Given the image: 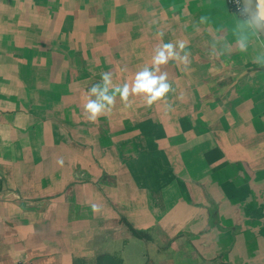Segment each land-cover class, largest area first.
<instances>
[{"label": "crops", "instance_id": "crops-1", "mask_svg": "<svg viewBox=\"0 0 264 264\" xmlns=\"http://www.w3.org/2000/svg\"><path fill=\"white\" fill-rule=\"evenodd\" d=\"M94 1L126 24L114 84L162 42L188 63L91 121L102 75L68 74L51 36ZM245 19L226 0H0V264H264V39Z\"/></svg>", "mask_w": 264, "mask_h": 264}, {"label": "rangeland", "instance_id": "rangeland-1", "mask_svg": "<svg viewBox=\"0 0 264 264\" xmlns=\"http://www.w3.org/2000/svg\"><path fill=\"white\" fill-rule=\"evenodd\" d=\"M95 2L67 4V6L64 5L60 9L84 10L82 18L76 20L72 14L65 21H62L64 25L61 35L51 36V39L56 38L57 42L65 43L66 56L68 60L71 58V62L74 65V67L70 66L71 70H68V74H74L76 70L73 69L78 68L80 70L82 67L84 68V74H90V68L100 75L103 72L117 75L118 71L122 70L124 43L127 38L123 33V27L126 26L123 23L125 20L109 16L114 14L112 13V8H114L115 13H118L116 12L118 9L116 6L112 7L111 3L99 4ZM53 5L55 4H51L50 7L52 14H54L55 10H59L58 6H56L59 4ZM118 14H122L121 6ZM77 72L79 75L81 74V72ZM70 78L74 79V77Z\"/></svg>", "mask_w": 264, "mask_h": 264}, {"label": "clouds", "instance_id": "clouds-1", "mask_svg": "<svg viewBox=\"0 0 264 264\" xmlns=\"http://www.w3.org/2000/svg\"><path fill=\"white\" fill-rule=\"evenodd\" d=\"M249 12L248 8L242 10V15ZM201 19H204L203 17ZM250 27L259 29L264 26V15L259 11L252 13L249 18L245 19ZM163 35V33H159ZM185 41L179 40L175 44L171 41L162 42L156 49L154 56L152 57L153 67L145 65L138 70L132 80L131 85L128 82L123 84H114L112 81V74L110 72H103L100 82L93 84L88 89V97L84 104V109L87 117L91 121H95L101 114L111 110V106L114 104L117 94L121 99H127L130 91L132 93L143 94L146 103L151 105L157 99L163 97L171 88V85L167 79V73L161 72L157 74L156 66L167 63L170 58H178L185 64L188 63V55H180L177 48L184 49ZM237 46L241 51L247 50L248 36L246 33L241 32L237 38ZM98 208L97 205H93V209Z\"/></svg>", "mask_w": 264, "mask_h": 264}, {"label": "water", "instance_id": "water-1", "mask_svg": "<svg viewBox=\"0 0 264 264\" xmlns=\"http://www.w3.org/2000/svg\"><path fill=\"white\" fill-rule=\"evenodd\" d=\"M244 9L248 8L249 12L246 14L247 17L252 13H255L259 11L262 15H264V0H242ZM260 36L264 39V26L260 27L259 29H256Z\"/></svg>", "mask_w": 264, "mask_h": 264}, {"label": "built area", "instance_id": "built-area-1", "mask_svg": "<svg viewBox=\"0 0 264 264\" xmlns=\"http://www.w3.org/2000/svg\"><path fill=\"white\" fill-rule=\"evenodd\" d=\"M227 2V5L229 7V9L241 16L242 15V10L244 9V6H243V3H242V0H226Z\"/></svg>", "mask_w": 264, "mask_h": 264}, {"label": "trees", "instance_id": "trees-1", "mask_svg": "<svg viewBox=\"0 0 264 264\" xmlns=\"http://www.w3.org/2000/svg\"><path fill=\"white\" fill-rule=\"evenodd\" d=\"M245 18H248L246 14L243 15Z\"/></svg>", "mask_w": 264, "mask_h": 264}]
</instances>
